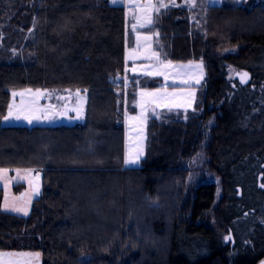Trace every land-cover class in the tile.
<instances>
[{"label": "trees", "instance_id": "trees-1", "mask_svg": "<svg viewBox=\"0 0 264 264\" xmlns=\"http://www.w3.org/2000/svg\"><path fill=\"white\" fill-rule=\"evenodd\" d=\"M206 1L162 9L145 29L157 32L162 60L203 61L207 79L192 109L150 115L145 157L127 167L125 117L136 113L140 89L159 84L128 70L134 35L125 6L0 0V168L36 169L42 179L25 217L2 209L0 189V251L40 252L42 264H256L264 258V221H255L264 201L256 188V174L264 173V92H237L228 79L232 68L251 71L257 87L264 82V0L251 6ZM25 88L86 89L85 122L4 126L11 91ZM201 154L208 172L221 179L220 202L216 180L189 183ZM249 194L259 201L248 204ZM245 211L251 227H240L247 240L232 248L223 236L237 231Z\"/></svg>", "mask_w": 264, "mask_h": 264}, {"label": "rangeland", "instance_id": "rangeland-1", "mask_svg": "<svg viewBox=\"0 0 264 264\" xmlns=\"http://www.w3.org/2000/svg\"><path fill=\"white\" fill-rule=\"evenodd\" d=\"M224 1L225 0H207L206 3L210 6H220ZM261 1L262 0H234L235 3L248 4L249 6ZM110 2L112 3V0H110ZM164 3L169 4L168 8L173 7L169 3V0H164ZM150 4L155 5V7L149 6ZM176 4L182 5L177 8L189 7L186 4V0H176ZM114 5L125 6L127 30L134 35L132 41L133 45L127 46L128 53L126 58L130 73L150 77L158 76L160 73H163L166 75V83H171L172 85L167 88L145 90L144 98L151 104L152 108V113H150V115L153 114L158 116L163 109L169 108H180L183 110L192 109L198 92L196 84L201 86L207 79L206 64L203 61L185 64L184 62L166 63L162 60L161 55L155 48L157 32L145 31L146 28L154 25L155 13L158 12L156 8L159 7V0H122V2L115 3ZM162 9L165 8H159V11ZM149 18L152 20L150 24L147 23ZM133 24L136 25L135 29L132 27ZM228 72V79L232 87L234 83L233 73L236 71L231 68ZM197 81H199V83H197ZM252 89L253 93L251 94H254V97L263 96L264 82L258 87L253 85ZM14 93L15 95H13ZM252 96L253 95H251V97ZM9 106H11L13 116L19 115L21 118L19 120L9 118L8 121L4 120L3 125H23L28 127L34 125H76L84 123L86 120L87 92L81 90L58 91L33 88L14 89L11 91ZM9 106L7 116L9 113ZM252 111L253 114H255V110L253 109ZM251 118L253 120V116ZM29 120L31 123H29ZM255 138H257V136H255ZM192 167L195 173L192 175L189 183L195 186L203 180H216L215 182L218 186L217 202H220L219 200L222 198L223 194L221 179L219 177L216 178L208 172L202 154L193 159ZM0 169L6 170L0 173V187H2L3 190L2 209L8 213L24 217L29 216L32 211L35 195L42 187L41 176L34 179V172L27 168L17 169L15 171L7 168ZM259 173L256 174L257 177ZM18 185L22 186L20 192L22 194L18 192ZM248 187L247 189L251 191ZM254 201H259L258 197L249 194L247 203L254 205ZM15 208L25 209L27 215H25L23 211H14L13 209ZM250 209L253 210L254 213L256 212L254 207ZM249 211H245L247 214H244V216L235 222V224H237V231H233V236H235L237 244L238 241L247 240L245 232L240 227V224H247V230L250 229L251 226H248L249 219H251ZM259 211L260 214L258 213L259 215L256 216V222L264 221V201H262ZM227 237H230L229 232L225 233L223 241L226 243V240H229L226 244L231 245V238L226 239ZM14 253H30L32 255H27L29 258H34L39 264H42V254L40 252L14 251ZM35 253H39V255L37 256ZM23 257L25 258V256Z\"/></svg>", "mask_w": 264, "mask_h": 264}, {"label": "crops", "instance_id": "crops-1", "mask_svg": "<svg viewBox=\"0 0 264 264\" xmlns=\"http://www.w3.org/2000/svg\"><path fill=\"white\" fill-rule=\"evenodd\" d=\"M143 30V29H142ZM127 49H126V57H127ZM165 61V60H163ZM166 63H176L173 61H165ZM195 61L192 62H186L187 63H194ZM126 63L127 58H126ZM128 67V66H127ZM133 74V73H132ZM154 78L155 83L159 84L156 87H151L147 89H140L138 92V97H137V111L134 114H127L125 117V152H126V158L127 159H135L137 156H139V161L136 164H127V167H137L141 164L142 159L145 157L146 153V143H147V128H148V119L150 117V113H152V108L151 104L146 101L144 98V93L145 90L148 89H155V88H167L169 86H172L171 83H166V75L163 73H160L158 76H151ZM199 80V79H197ZM197 88L199 87L196 84ZM7 116V114H6ZM133 117H136V119H133ZM3 124H4V119H3ZM4 126H12V125H4ZM13 126H18V125H13ZM23 126V125H19ZM38 126V125H34ZM41 126V125H39ZM33 127V126H32ZM140 152V153H139ZM17 169H12V171H15ZM31 171L34 172V179L39 178L35 176L36 169H30ZM41 176V175H40ZM22 186L18 185L17 189L19 194L21 192ZM2 189V187H0ZM42 192V187L41 190L38 191L35 195V198H38L41 195ZM3 198V196H2ZM2 204V201H1ZM0 253H4L3 256H0V264H39L37 260L34 258H29L28 256H19V255H12V254H17L14 252H9V251H0ZM37 262V263H34Z\"/></svg>", "mask_w": 264, "mask_h": 264}, {"label": "snow or ice", "instance_id": "snow-or-ice-1", "mask_svg": "<svg viewBox=\"0 0 264 264\" xmlns=\"http://www.w3.org/2000/svg\"><path fill=\"white\" fill-rule=\"evenodd\" d=\"M120 2H122V0H112V3H120ZM169 3L171 4V6H173V7H180V6H182V5H177L176 4V0H169ZM186 4L189 6V7H195L196 6V0H186ZM149 6H151V7H155V5H149ZM169 7V4H166V3H164V0H159V7L158 8H156V10L157 11H159V8H165V9H167ZM147 23H152V20H151V18H149L148 20H147ZM141 26H143V25H141ZM132 27H133V29H135V27H136V25L135 24H133L132 25ZM239 76H240V82L241 83H245L246 82V77H247V73H243V74H238ZM125 80H126V77H125ZM197 83H199V81H197ZM125 87H127V85H125ZM79 91V90H78ZM87 90L85 89V92H86ZM13 95H15V93L13 94ZM193 98H194V94H193ZM195 110V109H194ZM9 118H12V119H16V120H19L21 117L19 116V115H16V116H13V113H12V109H11V106H9V113H8V116H5L3 119L5 120V121H8L9 120ZM187 117L185 116V119H186ZM133 119H136V117H133ZM29 123H31V121L29 120ZM138 161H139V156H137L135 159H125V164L127 165V164H136V163H138ZM6 170H4V169H0V173H3V172H5ZM14 211H16V212H21V211H23L24 212V214L25 215H27V211L25 210V209H21V208H15V209H13ZM226 239H230V237H227ZM4 255V253H0V256H3ZM12 255H19V256H27V255H32V254H30V253H19V254H12ZM35 255H39V253H35Z\"/></svg>", "mask_w": 264, "mask_h": 264}, {"label": "flooded vegetation", "instance_id": "flooded-vegetation-1", "mask_svg": "<svg viewBox=\"0 0 264 264\" xmlns=\"http://www.w3.org/2000/svg\"><path fill=\"white\" fill-rule=\"evenodd\" d=\"M233 80H234V83L232 84L233 85V88L237 91V92H240L242 89H246V88H248V87H251V88H253V81H254V75H253V77H252V80H251V82L249 83V84H247V85H245V86H243V85H241L240 83H239V81L237 80V79H235V78H233ZM261 173V172H260ZM264 174V173H263ZM257 190H258V192H263L264 193V178H263V180H262V186L260 185V183L258 182V177H257ZM239 194V193H238ZM243 196H244V191L242 190V192H241V197H239L240 199H242L243 198ZM251 212H253L254 213V211L253 210H250ZM245 214H247V212L245 213ZM229 235H232V238L230 239V242H231V246L232 247H234L235 245H236V241H235V236H233V231H229ZM228 241L229 240H226V243H228Z\"/></svg>", "mask_w": 264, "mask_h": 264}, {"label": "water", "instance_id": "water-1", "mask_svg": "<svg viewBox=\"0 0 264 264\" xmlns=\"http://www.w3.org/2000/svg\"><path fill=\"white\" fill-rule=\"evenodd\" d=\"M243 73H247V77L245 78L246 79V82L245 83H241L240 82V76L238 74H243ZM234 78L237 79L239 81V83L243 86L249 84L252 80V74L249 72V71H246V70H243L241 72H235L234 74ZM262 168L264 169V165L262 166ZM264 178V174L261 173L259 174L258 176V182L260 183V185L262 186V180ZM237 191L239 192L238 194V197H241V192H242V187H237ZM230 237L232 238V235H230ZM256 264H264V258L262 260H260L258 263Z\"/></svg>", "mask_w": 264, "mask_h": 264}, {"label": "bare ground", "instance_id": "bare-ground-1", "mask_svg": "<svg viewBox=\"0 0 264 264\" xmlns=\"http://www.w3.org/2000/svg\"><path fill=\"white\" fill-rule=\"evenodd\" d=\"M140 153V152H139ZM239 187V186H238Z\"/></svg>", "mask_w": 264, "mask_h": 264}]
</instances>
